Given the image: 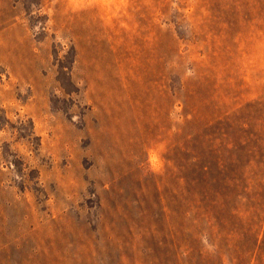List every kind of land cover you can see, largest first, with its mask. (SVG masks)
<instances>
[{
	"label": "rangeland",
	"instance_id": "1",
	"mask_svg": "<svg viewBox=\"0 0 264 264\" xmlns=\"http://www.w3.org/2000/svg\"><path fill=\"white\" fill-rule=\"evenodd\" d=\"M0 264H264V0H0Z\"/></svg>",
	"mask_w": 264,
	"mask_h": 264
}]
</instances>
